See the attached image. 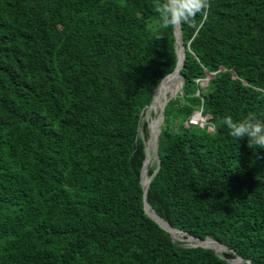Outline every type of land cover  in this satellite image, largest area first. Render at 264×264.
I'll use <instances>...</instances> for the list:
<instances>
[{"label": "trees", "instance_id": "1", "mask_svg": "<svg viewBox=\"0 0 264 264\" xmlns=\"http://www.w3.org/2000/svg\"><path fill=\"white\" fill-rule=\"evenodd\" d=\"M162 2L0 0V264H264V149L221 124L264 119V0H208L197 28L180 25L182 83L146 190L221 253L143 210L142 115L177 62L173 26L148 28Z\"/></svg>", "mask_w": 264, "mask_h": 264}, {"label": "clouds", "instance_id": "2", "mask_svg": "<svg viewBox=\"0 0 264 264\" xmlns=\"http://www.w3.org/2000/svg\"><path fill=\"white\" fill-rule=\"evenodd\" d=\"M208 6V0H163L157 7V19L151 22L148 28L153 30L157 26L167 28L182 24L197 28L196 17L198 14L205 15ZM221 124L236 140L247 138L246 142L249 147L264 149V119L256 114H250L237 120L230 115H224Z\"/></svg>", "mask_w": 264, "mask_h": 264}, {"label": "water", "instance_id": "3", "mask_svg": "<svg viewBox=\"0 0 264 264\" xmlns=\"http://www.w3.org/2000/svg\"><path fill=\"white\" fill-rule=\"evenodd\" d=\"M173 34H174V42H175V44H176V48H175V50H176V55H177V47H178V48H180V50H181V60H180L179 64H177L178 62H176V65L174 66V68H173V70H172L171 72H173V71H175V70L178 71V74H179V76H180V82H179V87L177 88V91H180V87H181V83H182V75H181V73L179 72V68H180V66H181V64H182L183 56H184V45H183V43H182V38H181V34H180V25L173 26ZM171 72H169V73H171ZM169 73H167L165 76H167ZM165 76H163V77L161 78V80L159 81V83H158L157 86L155 87L154 91H155L156 88L159 86V84L161 83V81L163 80V78H164ZM154 91H153V93H152V97H153ZM174 95H175L174 93H173V94H170V95H169V96H168V97L162 102L161 106L159 107L158 118H157L158 122H157V129H156V133H155V138H154V140H153V145H152L151 149L149 150V154H150V156L152 157V158H151V161H152V163H155V168L153 169V171L151 172L150 175H147V179H148V180H147L146 184L144 185V184L142 183V181H141V176H142L143 166H144V163H145L146 157H147V155H148V152H147V151H148V150H147V145H148V142H149L150 137H151V134H150V131H149L148 123H146V128H147V138H146L145 148H144V152H145V154H144V159H143L142 166H141V168H140V173H139V182H140V185H141L142 190H143V193H142L143 210H144V212H145V213H146V214H147L152 220H154V221H155L160 227H162L164 230H166V231L170 234L172 240H174V236L172 235L173 230H177V231H181V230L172 227L167 221H165L164 219H162L159 215H157V214L154 212V210L151 208L150 204H149V203L147 202V200H146V190H147V186H148V182H149V180L151 179V177L153 176V174H154V172L156 171L157 167L159 166V159H158V155H157V152H156V148H157L158 134H159V131H160V125H161V122H162V119H163L164 105H165L166 101H167L169 98L173 97ZM151 101H152V98H151ZM151 101H150V103L148 104V106L151 104ZM146 205H148V206L151 208V210H152V214L147 210ZM181 232H183V233H185V234H188V235H190V236H192V237H194V238H196V239H204V238L208 237V236H206V237H204V238H200V237H198V236L191 235V234H189V233H187V232H185V231H181ZM209 238H210V237H209ZM211 239H212V238H211ZM213 240H214V239H213ZM214 241H215L216 243H218L219 246L222 247L224 250L227 249V247H226L224 244H221V243L217 242L216 240H214ZM196 245H200V246H204V247H209V248L213 249L214 252L218 253L217 250H216L214 247L210 246V245H202V244H196ZM194 246H195V245H194ZM233 259H234L235 262L242 261V258L239 257L238 255H235ZM235 262H232V263H235ZM247 263H248V261H247Z\"/></svg>", "mask_w": 264, "mask_h": 264}, {"label": "bare ground", "instance_id": "4", "mask_svg": "<svg viewBox=\"0 0 264 264\" xmlns=\"http://www.w3.org/2000/svg\"><path fill=\"white\" fill-rule=\"evenodd\" d=\"M181 60V50L180 48L177 47V64H179ZM165 80H167L164 85L159 89V91L157 90L155 94V97L152 98V101H151V104L148 106L147 110L150 111V110H154L156 109V107H160L162 102L164 101V97L166 94H168V96L170 94H175L176 91H177V88L179 87V82H180V76L178 74V71L175 70L171 73H169L162 81L164 82ZM160 83V84H161ZM153 94V95H154ZM167 96V97H168ZM143 119V118H142ZM157 118H154L152 119L151 121L148 122V126H149V131H150V134H151V137H150V140L148 142V145H147V152H148V155H147V163L144 167V170L142 172V178H141V181L142 183L145 185L146 182H147V167L149 165V161L151 160L150 158V154H149V150L151 149L152 145H153V140L155 138V133H156V129H157ZM147 207V210L152 214V210L149 208L148 205H146ZM172 235L176 238H186L187 240L191 241V242H205L207 245H211L213 247H215L216 250L220 251V250H223L222 247H220L217 243L214 242V240H212L211 238L209 237H206L204 239H196L188 234H185L181 231H177V230H173V233ZM184 235V236H183ZM186 235V236H185ZM222 252V251H221Z\"/></svg>", "mask_w": 264, "mask_h": 264}, {"label": "rangeland", "instance_id": "5", "mask_svg": "<svg viewBox=\"0 0 264 264\" xmlns=\"http://www.w3.org/2000/svg\"><path fill=\"white\" fill-rule=\"evenodd\" d=\"M212 76V73H209V72H206V75H205V78H203V79H200L199 80V83L201 84V85H205V81L209 78V77H211ZM177 92V91H176ZM167 96H168V94H166L165 95V99L167 98ZM155 97V94L153 95V97L152 98H154ZM164 99V100H165ZM147 108H148V106L146 107V109L143 111V115H142V120H144L146 123H148L149 121H151L152 119H154V118H158V112H159V108L158 107H156V109H154V110H150V111H148L147 110ZM139 134L141 135V131L139 130ZM145 142H146V139H145ZM150 158H152L151 156H150ZM150 165H152V161L150 160L149 161V165H148V167L150 166ZM146 173H147V171H146ZM184 236V235H183ZM186 236V235H185ZM174 240L175 241H177V242H180L181 244H183V245H189V246H193V245H196V244H200V243H196V242H191V241H189V240H187L186 238L184 239V238H176V237H174ZM202 245H204V244H202ZM211 246V245H210ZM213 247V246H212ZM215 248V247H214ZM221 251H224V249L223 250H220V251H218L217 250V252L218 253H221ZM229 262H235L234 261V259L233 258H230V259H227Z\"/></svg>", "mask_w": 264, "mask_h": 264}, {"label": "built area", "instance_id": "6", "mask_svg": "<svg viewBox=\"0 0 264 264\" xmlns=\"http://www.w3.org/2000/svg\"><path fill=\"white\" fill-rule=\"evenodd\" d=\"M205 120L206 116L201 115L199 111H194L188 118L187 123L198 124L199 126H202ZM208 129H210V127Z\"/></svg>", "mask_w": 264, "mask_h": 264}]
</instances>
